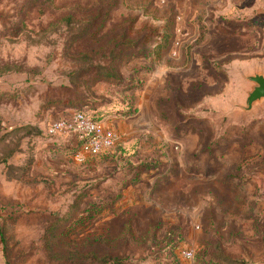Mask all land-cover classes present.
<instances>
[{
	"label": "rangeland",
	"instance_id": "obj_1",
	"mask_svg": "<svg viewBox=\"0 0 264 264\" xmlns=\"http://www.w3.org/2000/svg\"><path fill=\"white\" fill-rule=\"evenodd\" d=\"M254 74L264 0H0L8 116L30 104L46 131L79 110L118 135L80 156L15 126L29 138L0 174V264H264Z\"/></svg>",
	"mask_w": 264,
	"mask_h": 264
},
{
	"label": "built area",
	"instance_id": "obj_2",
	"mask_svg": "<svg viewBox=\"0 0 264 264\" xmlns=\"http://www.w3.org/2000/svg\"><path fill=\"white\" fill-rule=\"evenodd\" d=\"M50 136H66L73 138V147H77L79 155H97L112 148L118 135L115 130L107 127L101 120L83 111L52 119L46 129ZM187 255H190L188 252Z\"/></svg>",
	"mask_w": 264,
	"mask_h": 264
},
{
	"label": "crops",
	"instance_id": "obj_3",
	"mask_svg": "<svg viewBox=\"0 0 264 264\" xmlns=\"http://www.w3.org/2000/svg\"><path fill=\"white\" fill-rule=\"evenodd\" d=\"M11 104H0V125H1V129L3 130L2 132L0 131V157L4 158L3 156V147L7 144L13 143L12 146H14L15 149V137L13 136V130L16 129L15 126L18 125V127L22 126H30L31 130H41L42 134H46V131L44 130L43 126H44V114H46L47 112L42 111L40 113V115H36L35 113L32 115L31 113V109L29 107H26L27 105L30 104H23L22 106V110L19 111L20 113V117L21 118H17V120H14L12 117L8 116V113L10 111V107L8 108V106ZM31 113V114H30ZM30 115V116H29ZM34 116V117H33ZM96 117V116H95ZM12 132V134H11ZM37 132V136H31V138L33 137L35 140L33 143H36L37 141H39L40 143H43L40 139V135L38 133H40L38 130ZM39 135V136H38ZM29 137H23L19 140V147L17 150L12 149L11 153H7L5 158L0 160V174L6 172V169H3V167H5L6 165H14L15 160L14 158L20 154L21 150H23V146L22 143L26 142V139H28ZM22 140V141H21ZM71 142L73 143L74 139L70 137ZM9 156V157H7Z\"/></svg>",
	"mask_w": 264,
	"mask_h": 264
},
{
	"label": "water",
	"instance_id": "obj_4",
	"mask_svg": "<svg viewBox=\"0 0 264 264\" xmlns=\"http://www.w3.org/2000/svg\"><path fill=\"white\" fill-rule=\"evenodd\" d=\"M247 80L254 83L252 90L248 92L245 99V109L249 110L255 101L264 98V76L261 74H254L247 77Z\"/></svg>",
	"mask_w": 264,
	"mask_h": 264
},
{
	"label": "trees",
	"instance_id": "obj_5",
	"mask_svg": "<svg viewBox=\"0 0 264 264\" xmlns=\"http://www.w3.org/2000/svg\"><path fill=\"white\" fill-rule=\"evenodd\" d=\"M93 116V115H92ZM95 119H98L97 117L93 116ZM1 125H0V129H1ZM18 130L14 129L13 130V136L15 137V140H16V143L14 144L15 145V149H14V146H12L13 143H10V144H7L3 147V156L5 158L6 154L9 152L11 153L12 149L14 150H17L18 148V144H19V138H16V134H17ZM12 134V132H11ZM12 148V149H11ZM13 152V151H12ZM9 157V156H7ZM2 157H0V160L4 159ZM120 263V260H118L117 258H105V259H102L100 260V264H119Z\"/></svg>",
	"mask_w": 264,
	"mask_h": 264
}]
</instances>
